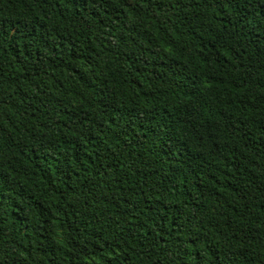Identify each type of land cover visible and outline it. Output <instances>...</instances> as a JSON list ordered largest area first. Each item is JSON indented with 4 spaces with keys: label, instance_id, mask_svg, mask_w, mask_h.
Masks as SVG:
<instances>
[{
    "label": "trees",
    "instance_id": "1",
    "mask_svg": "<svg viewBox=\"0 0 264 264\" xmlns=\"http://www.w3.org/2000/svg\"><path fill=\"white\" fill-rule=\"evenodd\" d=\"M0 264H264V0H0Z\"/></svg>",
    "mask_w": 264,
    "mask_h": 264
}]
</instances>
